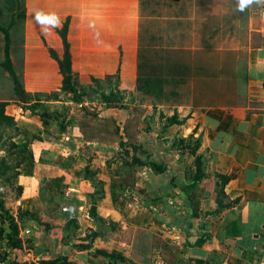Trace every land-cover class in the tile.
Wrapping results in <instances>:
<instances>
[{
	"label": "crops",
	"instance_id": "crops-1",
	"mask_svg": "<svg viewBox=\"0 0 264 264\" xmlns=\"http://www.w3.org/2000/svg\"><path fill=\"white\" fill-rule=\"evenodd\" d=\"M141 2L24 0L25 91L50 93L60 80L47 50L35 56L41 47L54 49L59 57L62 53L58 27L38 23L37 13L54 14L59 27L68 17L75 72L88 80L119 70L121 86L135 90ZM172 2L178 8L166 9L164 22L180 31L182 27L183 34L191 23L199 24L200 40L188 49L158 48H180L211 69L221 66L227 51L236 61L243 57L245 104L194 106L185 88L186 98L178 104L143 98L145 114L140 122L132 118L136 132H128L135 149L125 157L116 154L119 143L85 142L74 118L61 132L52 120L43 126L37 110L12 102V81L0 68V101L8 102L5 114L17 127L11 141L17 146L12 156L19 159L2 199L21 240L16 251L0 242V264H32L56 256L71 264H107L96 251L122 257L112 264H264V108L252 106L264 102V4L239 11L241 27L233 25L228 35L217 37L226 24L220 25L221 11L195 15V6L188 7L193 0ZM216 37L218 42H212ZM2 42L0 34V61ZM215 56L218 60L211 63ZM164 90L169 94V88ZM99 117L123 129L128 121L121 109L102 108ZM188 136L198 140L196 152L204 161L199 177L189 170L193 157L174 144ZM133 159L161 164L164 170L154 172ZM0 176L8 177L6 171ZM220 176L229 180L223 183ZM61 201L76 207L74 218L59 214Z\"/></svg>",
	"mask_w": 264,
	"mask_h": 264
},
{
	"label": "trees",
	"instance_id": "trees-1",
	"mask_svg": "<svg viewBox=\"0 0 264 264\" xmlns=\"http://www.w3.org/2000/svg\"><path fill=\"white\" fill-rule=\"evenodd\" d=\"M6 4V7L4 6ZM0 34L2 35L3 43V60L0 61V68L7 72L12 81V96L11 100L15 103L33 102L28 106V109L36 111L39 102L54 101L58 94L50 93H29L25 91L22 79V58H19V68H15L11 61V54L17 51V45H23V25H24V0H0ZM69 27V19L66 17L61 26L55 29V32L60 40L61 56L59 57L54 49L47 48L49 57L56 63L58 72L62 76L63 89L67 88L70 78L76 76L72 68L70 44L67 39ZM143 34L139 33L138 51L136 62V83L135 90L142 94L143 98L152 101L160 100L161 102H168L170 104H178L184 102L185 92L189 93L186 96L191 98L192 105L197 106L200 104L213 105L222 104L225 106L243 105L245 104V87L247 84V72L245 60L240 61L232 58V52H225L223 60L219 68L211 69L209 64L198 60H192L191 56L184 53L181 49H167L160 51L158 57L154 60H149L146 54V46L141 45V38ZM13 46L14 48H11ZM239 55V54H238ZM239 57V56H238ZM105 79H113L115 83L119 82V70L114 74L105 76ZM65 81V82H64ZM92 83H97L98 80L91 78ZM68 82V83H67ZM191 84V86H189ZM169 88V94H165L163 89ZM185 88V92L183 89ZM62 89V90H63ZM61 90V91H62ZM64 91V90H63ZM113 94L104 97L106 108H119L120 100L118 98L113 100ZM243 99V104L238 103V99ZM76 103H81L77 100ZM8 104L6 101H0V132L5 128L15 127V121L11 116L5 114V106ZM43 112L39 113V118L43 126L49 124L48 111L43 107ZM83 111L84 115L76 119V125L85 142H97L101 144H114L119 143L120 146L124 145L121 141V133L119 126L115 121L107 118H100L95 111H87L84 107L78 109ZM52 113L56 114V111ZM57 117V116H56ZM59 131L64 130V124L59 121L56 122ZM125 130V128H124ZM1 135V134H0ZM125 136L128 138L127 143H130L132 148L135 149L133 142V134L127 132ZM178 146H181L185 152L189 153L187 141L193 142V148L190 150L191 155L194 156L196 165V177L201 176L203 171L204 161L202 157L197 154L198 140L188 136L186 139L179 138ZM184 144V147H183ZM2 149L8 155L15 154L17 146L10 141ZM187 150V151H186ZM11 151V152H9ZM139 165L149 166L154 172L160 173L164 170L161 164L154 162H142L136 160ZM19 161L14 164L17 167ZM223 183L229 180V177L220 176ZM3 185H7L5 179L0 180ZM3 226H6L5 228ZM7 228V229H6ZM18 229L13 219L7 214L3 207V199L0 198V239L5 240L10 247H18L20 239L17 237ZM80 248L87 249L88 245H80ZM95 254L103 255L108 263L112 264L114 261H122V257L118 254H107L102 251H96ZM40 264H71L63 256L53 257L50 262H41Z\"/></svg>",
	"mask_w": 264,
	"mask_h": 264
},
{
	"label": "rangeland",
	"instance_id": "rangeland-1",
	"mask_svg": "<svg viewBox=\"0 0 264 264\" xmlns=\"http://www.w3.org/2000/svg\"><path fill=\"white\" fill-rule=\"evenodd\" d=\"M201 2H204L205 4L202 6ZM172 0H142L140 4V20L139 24L140 29L142 26L141 33H143V42L145 43L144 45L146 46V54L148 56V59L154 60L156 57H158V53L160 51H165L162 48H158L160 46H177V47H184V49H188V47L196 46V43L199 42L200 40V34L197 31V28L199 27V24H190L191 27L188 29V33L185 32L183 34L184 30L181 31L178 29H174L173 26H167V24L164 22L162 19V14L166 11L168 8H178L177 5L173 6ZM195 7H194V6ZM192 6L194 7L193 13L200 12H207L209 15L217 14L219 15V11H221V14L223 13L224 15L221 17L220 25L222 23H226L223 26V29H219L221 34H217L216 36H224V34L228 35L229 29L233 28V25H236V27L240 28V24L242 23V18L240 19L239 16V10H238V0H193V3H189L188 7L190 10H192ZM225 12V13H224ZM215 15V24H218L216 20ZM192 16V15H191ZM192 19H197L196 16H192ZM208 18V16H206ZM163 21V22H160ZM143 24V25H142ZM213 24L212 21L208 23V25ZM175 27V26H174ZM216 27V26H215ZM173 28V29H172ZM212 28V27H211ZM201 29V27H200ZM24 36V35H23ZM220 36V37H221ZM216 38H212V42L217 43L218 40ZM17 51L13 54H11V59L12 63L15 66V68H19V57L22 58V61L24 62V45L22 47L16 46ZM11 48H14L11 46ZM180 49V48H177ZM37 52L35 53V56L39 57L40 55H43L46 53V47L45 49L41 47L39 50L36 49ZM239 60L242 61L243 57L239 56ZM217 56H215L214 60H210V62H216ZM22 62V76H23V69H24V63ZM217 65V64H215ZM75 72V71H74ZM76 76L73 78V76L70 78V81L68 83L67 88L63 89L62 86V81L65 80L62 78L61 75H59L60 80H59V85L57 89L51 91L54 93H57L58 96L56 100L54 101H42L39 102V105H43V107H46L48 111V119L54 121L55 123L57 121L61 122L63 124L68 123L71 121V118L77 119L78 117L84 115L83 111H79L78 109L81 107H84L87 111H95L98 116L99 112L101 111L102 108L104 109H121L126 112V115H128V121L125 123V130L122 127H119L121 137H123V134L126 132L128 133H135L136 132V127L133 121V117L135 119H138L140 122L141 117L145 114L142 113V105L143 100L139 96H137L136 90H127L126 88H123L120 84V82L115 83L113 79H105L103 78H95L98 80L97 83H92L91 79L86 78L84 75H80L79 73L75 72L74 73ZM50 81H52V77H50ZM65 82V81H64ZM64 91H63V90ZM62 90V91H61ZM113 94V100L118 98L120 100V105L121 107L119 108H106L105 103H104V97L107 95ZM245 96V94H244ZM77 100H79L81 103H76ZM157 102V100H155ZM239 104H243V99H238L237 100ZM155 102V103H156ZM158 102H161L160 100ZM31 103L33 102H27V103H15L20 109H24L28 107ZM254 110L255 109H262L264 108V102L258 103V104H253L252 105ZM43 107H37L36 110L39 113H42ZM53 111H56V114L52 113ZM133 111V112H131ZM141 113V114H140ZM134 114V115H133ZM140 116L138 117V115ZM125 115V114H124ZM57 116V117H56ZM1 129V128H0ZM138 131V130H137ZM17 132V127L15 124V127H9L5 128V130H2L0 132V150L5 149L7 146V143L10 141L12 135ZM125 137V136H124ZM179 138L174 140V144L177 147L179 143ZM124 144V143H123ZM186 144H189L188 146V151L190 154V150L193 148V142L192 141H187ZM116 154H120L126 157V155L129 154V152L132 151V146L130 143H125L124 145L120 146ZM184 147V144H183ZM178 148H180L178 146ZM182 149V148H180ZM187 151V150H186ZM11 152V151H9ZM193 158L191 159V162L189 163V170L190 171H196V165L194 162V156L191 155ZM19 161L18 157L8 155L7 152H1L0 151V171H6V174L8 177H1L0 180L5 179L8 184L12 183V179L10 176L14 173V164ZM17 237L19 239V231L17 234ZM4 241L0 239V242ZM21 242V240H20ZM11 246V245H10ZM9 245L6 244L7 249L11 248L13 251L21 249V246L18 245V247H10ZM53 258H47V259H42L37 261L36 263L32 264H40L41 262H50ZM14 264H16V260H13Z\"/></svg>",
	"mask_w": 264,
	"mask_h": 264
},
{
	"label": "clouds",
	"instance_id": "clouds-1",
	"mask_svg": "<svg viewBox=\"0 0 264 264\" xmlns=\"http://www.w3.org/2000/svg\"><path fill=\"white\" fill-rule=\"evenodd\" d=\"M253 3L264 4V0H238V10L243 11L246 7L250 6ZM35 19L40 24H49L53 27H59L58 18L55 17L54 14L45 15L43 13H37Z\"/></svg>",
	"mask_w": 264,
	"mask_h": 264
},
{
	"label": "water",
	"instance_id": "water-1",
	"mask_svg": "<svg viewBox=\"0 0 264 264\" xmlns=\"http://www.w3.org/2000/svg\"><path fill=\"white\" fill-rule=\"evenodd\" d=\"M6 196V187L0 182V198ZM76 207L71 202L61 201L59 203V214L66 220L72 219L75 217Z\"/></svg>",
	"mask_w": 264,
	"mask_h": 264
}]
</instances>
